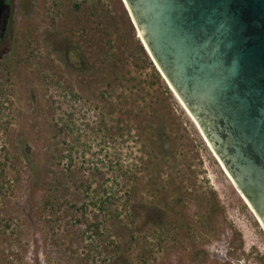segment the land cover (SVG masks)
Here are the masks:
<instances>
[{
    "label": "rangeland",
    "instance_id": "1",
    "mask_svg": "<svg viewBox=\"0 0 264 264\" xmlns=\"http://www.w3.org/2000/svg\"><path fill=\"white\" fill-rule=\"evenodd\" d=\"M11 1L16 12L0 43V264H264L261 223L155 66L123 1ZM62 116L96 134L83 139L85 161L104 147L99 157L107 153L104 163L113 158L121 168L98 178L79 169L80 159L70 172L56 164L53 124ZM101 118L114 127L106 137L97 132ZM117 121H128L129 138L111 137ZM113 177L133 216L124 211L106 223L111 250L76 226L70 205L80 201L79 182L95 179L101 190ZM51 197L55 212L43 206Z\"/></svg>",
    "mask_w": 264,
    "mask_h": 264
},
{
    "label": "water",
    "instance_id": "2",
    "mask_svg": "<svg viewBox=\"0 0 264 264\" xmlns=\"http://www.w3.org/2000/svg\"><path fill=\"white\" fill-rule=\"evenodd\" d=\"M264 229V0H122Z\"/></svg>",
    "mask_w": 264,
    "mask_h": 264
},
{
    "label": "trees",
    "instance_id": "3",
    "mask_svg": "<svg viewBox=\"0 0 264 264\" xmlns=\"http://www.w3.org/2000/svg\"><path fill=\"white\" fill-rule=\"evenodd\" d=\"M77 70L83 71L86 69ZM156 75L157 78H159L158 74ZM72 98L77 99V96L72 95ZM53 111L55 112V110ZM135 122H137V120ZM138 122L144 123L145 121ZM116 123V129L113 132L114 135L110 134L111 137L113 136L112 138L119 140L129 138L130 125L128 121H124V123H122L121 121H117ZM53 126L55 129V139H57V145L61 147L55 150V162L56 164L65 167L66 171L70 172L74 167H77V159L81 160L79 169L92 172L98 178L104 177V169L113 172L114 168H116L117 170L121 168V164L118 161H115L113 158L108 164L104 163V159L107 158V153L103 155L104 159L99 157V155L102 154V151H104V147L98 150V158L90 162L85 161V157L88 155V151L90 150V145L87 148V142L83 141V139L86 136H90L93 137V142L96 139V134L93 132V129H88L87 127V130L90 131V134L88 135L86 130H84L83 132L80 128L75 126V123L70 116L57 117V119L54 120ZM139 126L140 127L138 129H142L141 125ZM97 128V132L102 133L103 137H106L105 135H107V133L110 132L111 129H114V127L109 128L106 122L102 120V118L100 121V126H97ZM98 144L99 146L105 145V142L104 140H102ZM127 168L128 169H126V171H124L123 173L127 175L129 184L130 180L133 179V176L130 168ZM94 180L79 182L76 185L77 187L75 188V190L80 198V201L79 203L77 202L78 204L74 203L70 205L75 212H78L79 216L75 219L76 222L74 223H76V226L84 227L87 232L91 233V235L97 238H101L105 244V247L112 246L111 250H114L117 249V247L112 237L110 235H106V233H109V228L107 227L106 223L111 219H120V216H122L120 213L124 211V216H126L127 218H131L133 216L132 211H130L131 206L129 205V195L128 192L125 191L127 192L128 199L126 201L121 199L119 189L116 188L117 180L115 177H113L112 179H106L104 181L102 180L101 190H99L98 188H93V184L96 183ZM133 189L134 187H132V190ZM51 198L50 200H45L43 206H48L52 209L53 212H55L56 207H54V200L53 198ZM92 216L95 219H92V221H90L88 217L91 218ZM96 218H99V220Z\"/></svg>",
    "mask_w": 264,
    "mask_h": 264
},
{
    "label": "flooded vegetation",
    "instance_id": "4",
    "mask_svg": "<svg viewBox=\"0 0 264 264\" xmlns=\"http://www.w3.org/2000/svg\"><path fill=\"white\" fill-rule=\"evenodd\" d=\"M15 9L16 7L13 6L11 0H0V43L7 40L11 19L16 12ZM69 52L70 50L67 52V61Z\"/></svg>",
    "mask_w": 264,
    "mask_h": 264
},
{
    "label": "bare ground",
    "instance_id": "5",
    "mask_svg": "<svg viewBox=\"0 0 264 264\" xmlns=\"http://www.w3.org/2000/svg\"><path fill=\"white\" fill-rule=\"evenodd\" d=\"M224 169V168H223ZM231 179V178H230ZM242 196V195H241ZM243 197V196H242ZM246 201V200H245ZM251 208V207H250ZM253 211V210H252Z\"/></svg>",
    "mask_w": 264,
    "mask_h": 264
}]
</instances>
